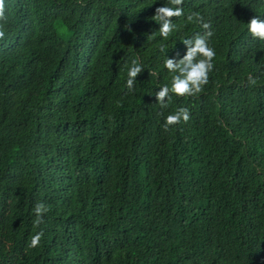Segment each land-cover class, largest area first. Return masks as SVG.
<instances>
[{"label":"trees","instance_id":"trees-1","mask_svg":"<svg viewBox=\"0 0 264 264\" xmlns=\"http://www.w3.org/2000/svg\"><path fill=\"white\" fill-rule=\"evenodd\" d=\"M5 5L0 264H264V41L248 31L264 0H184L167 39L153 16L169 0ZM202 23L208 83L162 108L165 60ZM180 108L190 120L165 132Z\"/></svg>","mask_w":264,"mask_h":264},{"label":"clouds","instance_id":"clouds-1","mask_svg":"<svg viewBox=\"0 0 264 264\" xmlns=\"http://www.w3.org/2000/svg\"><path fill=\"white\" fill-rule=\"evenodd\" d=\"M171 5L176 7H169L167 5L157 7L155 9L154 21L160 24V35L167 39L174 29L172 23V17H180L183 13L181 7L184 0H169ZM196 19L198 22L203 18L199 13L189 15L187 19L192 21ZM8 18L6 16L5 0H0V40L5 38L4 28L7 24ZM202 27L207 30L204 35L197 34L193 40H184L183 44L187 47V52L183 58L176 60L175 58H168L165 60V67L174 73H178L173 76L171 88L165 85L160 88L156 93V101L159 102L162 108H167L166 98L171 99L170 93L175 94L178 97L196 96L203 91L204 86L208 83L209 72L212 71L213 59L216 55L214 49L208 46L207 38L212 36L210 31V24L202 23ZM248 31L253 38H257L264 41V19L259 16H253L248 22ZM143 71L142 66L137 60L132 61V67L128 71V79L126 81L127 88L131 91L134 87V83L138 74ZM250 84H255L256 80L250 75L248 78ZM190 120V113L187 108H180L174 114H169L163 125L165 132L169 131L171 127L176 126L183 121L187 123ZM49 211V207L43 203H38L34 212L36 219L34 224L39 226L43 223L42 216ZM43 231L35 234L31 239V246L37 247L43 237Z\"/></svg>","mask_w":264,"mask_h":264}]
</instances>
